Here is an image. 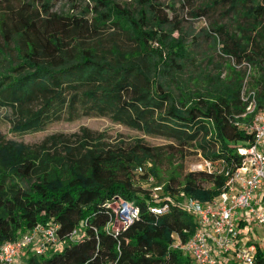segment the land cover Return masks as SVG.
<instances>
[{
	"label": "trees",
	"instance_id": "obj_1",
	"mask_svg": "<svg viewBox=\"0 0 264 264\" xmlns=\"http://www.w3.org/2000/svg\"><path fill=\"white\" fill-rule=\"evenodd\" d=\"M90 1L82 13H56L48 0H0V37L14 51L9 71L0 66V110L10 131L107 116L144 135L191 147L215 171H190L181 182L169 177L162 186L169 210L155 214L149 210L151 186L141 188L133 179L138 166L146 182L149 174L155 176L147 163L157 153L143 140L110 142L84 127L70 135L49 134L37 144L0 134V244L52 220L59 249L44 255L26 250L25 264H192L171 244L187 239L197 221L174 201L206 203L225 182L217 169L240 162L236 147L249 135L235 122H248L264 107V0H210L195 13L219 5L246 22L236 21L233 28L213 22L205 33L219 40L222 55L251 72L244 77V69L229 82L209 76L193 89L178 83L176 75L189 60L186 43L194 41L187 42L179 21L159 0ZM244 78L255 105L240 117ZM116 197L135 205L138 216L115 233L106 232L112 213L107 203ZM253 264H264L258 242Z\"/></svg>",
	"mask_w": 264,
	"mask_h": 264
},
{
	"label": "built area",
	"instance_id": "obj_2",
	"mask_svg": "<svg viewBox=\"0 0 264 264\" xmlns=\"http://www.w3.org/2000/svg\"><path fill=\"white\" fill-rule=\"evenodd\" d=\"M240 99L245 102L244 112L240 114V117H244L253 111V90L247 89L243 84ZM235 124L248 133L249 139L236 147L240 155V162L236 167L230 170L217 169L225 176L221 191L206 203L188 197H182L181 204L174 201L195 217L197 225L187 239H175L171 247L187 254L194 264H253L257 241L247 237L248 229H242L253 224L264 230V107L254 112L248 122L237 120ZM198 167V170L206 172H213L216 168L204 159H201ZM135 171L141 173L142 167H136ZM147 183L151 186L149 195L152 198L149 210L155 214L166 213L169 202L168 196L162 194V186L153 181L151 174L147 176ZM116 199L118 204L115 209H111L112 213L104 225L106 232L115 233L138 216L135 205L119 197ZM110 202L107 203L108 206ZM239 222L243 223L241 229ZM57 228V223L48 220L34 224L11 240L3 241L0 244V264H25L26 250L35 255L58 250L60 241ZM74 234L73 229L68 238ZM262 239L264 240V236Z\"/></svg>",
	"mask_w": 264,
	"mask_h": 264
},
{
	"label": "rangeland",
	"instance_id": "obj_3",
	"mask_svg": "<svg viewBox=\"0 0 264 264\" xmlns=\"http://www.w3.org/2000/svg\"><path fill=\"white\" fill-rule=\"evenodd\" d=\"M159 1L166 8L167 15L173 20L179 21L181 34L187 39V42L191 39L194 41V43H186L189 49V60L183 71L176 75L178 83H185L186 86L193 89L194 86L205 85L206 81L204 78L209 76H216L222 81L229 82L232 81L234 76L243 72L244 69V77L251 72L249 70L251 68L244 65V63L235 64L233 58L231 59L222 55L219 49V40L213 41L205 33L209 31L210 24L213 22L226 23L233 28L236 21L245 25L246 22L244 20H234L230 14H225L222 11L223 7L219 5L209 8L205 14L196 15L203 3L210 0ZM48 2L50 11L56 13H82L85 8H89L91 5L90 0H48ZM1 10L2 8L0 7ZM172 35H176V32H173ZM6 43L8 44H4L0 37V66L4 67V72L9 71L7 66L12 64V54H14L11 42ZM150 44L153 48H160L158 43ZM1 57H5V60H2ZM7 60L10 62H7ZM244 81L245 78L240 88L244 84ZM245 87L249 89L247 85ZM81 127L94 133L102 132L105 140L110 142H115L118 139L129 142L134 138H139L146 144L154 147L157 154L154 157V161L149 163L148 166L152 167L155 172L153 181H156L161 186H163L169 177H173L176 181L181 182L187 172L200 169L198 166L202 158L198 153L193 152L194 150L191 147H179L161 137L144 135L140 131L111 121L107 116L92 115L82 116L74 120H58L47 124L44 129L39 131L14 133L10 131L9 123L4 118L3 111L0 110V134L2 137L25 144H37L49 134L61 133L70 135L78 133ZM133 175L136 185H139L141 188L149 187L140 173L134 171ZM175 201L181 204L182 199L180 198ZM117 204L118 200L116 199L110 202L109 205L113 210ZM246 229L250 231V233L246 234L247 237L257 241L260 247H264V240L262 239L264 230L253 224H248L242 231Z\"/></svg>",
	"mask_w": 264,
	"mask_h": 264
}]
</instances>
